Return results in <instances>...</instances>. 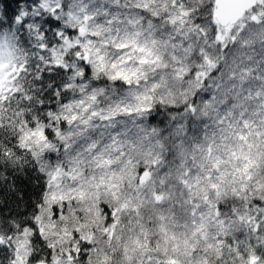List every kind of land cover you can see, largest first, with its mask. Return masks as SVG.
Wrapping results in <instances>:
<instances>
[{
    "label": "snow or ice",
    "instance_id": "snow-or-ice-1",
    "mask_svg": "<svg viewBox=\"0 0 264 264\" xmlns=\"http://www.w3.org/2000/svg\"><path fill=\"white\" fill-rule=\"evenodd\" d=\"M0 264H264V0H0Z\"/></svg>",
    "mask_w": 264,
    "mask_h": 264
}]
</instances>
